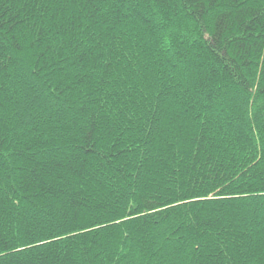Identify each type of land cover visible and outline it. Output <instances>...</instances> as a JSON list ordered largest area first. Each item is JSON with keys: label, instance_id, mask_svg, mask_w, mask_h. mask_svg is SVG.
I'll use <instances>...</instances> for the list:
<instances>
[{"label": "trees", "instance_id": "trees-1", "mask_svg": "<svg viewBox=\"0 0 264 264\" xmlns=\"http://www.w3.org/2000/svg\"><path fill=\"white\" fill-rule=\"evenodd\" d=\"M0 264H264V0H0Z\"/></svg>", "mask_w": 264, "mask_h": 264}]
</instances>
